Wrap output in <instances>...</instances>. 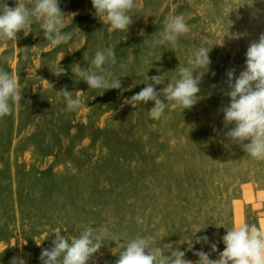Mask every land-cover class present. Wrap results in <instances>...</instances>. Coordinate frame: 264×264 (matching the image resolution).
Listing matches in <instances>:
<instances>
[{"label": "rangeland", "instance_id": "1", "mask_svg": "<svg viewBox=\"0 0 264 264\" xmlns=\"http://www.w3.org/2000/svg\"><path fill=\"white\" fill-rule=\"evenodd\" d=\"M136 2L126 33L110 31L91 0H59L66 16L74 14L64 29L76 32L69 44L52 47L34 22L30 33L0 45V67L18 78L23 94L0 119V264L13 257L41 264L54 231L71 239L96 228L104 243L88 264H115L122 249L112 240L138 235L178 244L201 230L195 235H206L209 244L178 245L196 261L200 250L218 258L222 236L241 222L264 231V160L228 140L231 125L225 127L222 111L230 103L227 71L238 77L248 46L264 34V0ZM177 14L189 32L175 51L153 48L164 21ZM201 45L211 49V63L191 109L169 103L157 120L149 115L154 102L134 108L125 102L151 83L147 76H166L157 90L174 82L176 69L188 66ZM106 47L115 49L110 70L121 89L101 95L74 78L71 66L88 69ZM59 62L66 74L57 77L52 71ZM63 88L83 106L66 111Z\"/></svg>", "mask_w": 264, "mask_h": 264}, {"label": "clouds", "instance_id": "2", "mask_svg": "<svg viewBox=\"0 0 264 264\" xmlns=\"http://www.w3.org/2000/svg\"><path fill=\"white\" fill-rule=\"evenodd\" d=\"M95 15L107 23L110 31L126 33L133 23L129 13L137 7L136 0H91ZM74 15V14H72ZM66 16L59 6V0H14L10 7L7 0H0V45L17 40L21 31L30 33L34 22L39 24L43 37L52 47L67 45L76 35L75 31H64L67 27ZM183 14H177L164 21L159 37L153 39V48L168 45L175 51L178 38L189 32ZM155 35V34H154ZM209 49L197 46L187 61L188 66L176 69L177 78L161 88L164 74L147 76L146 86L125 102L134 108L137 104L154 102L149 110L152 119H160L169 103H175L183 111L191 109L201 98L199 87L202 75L208 71L211 63ZM152 54L151 52L149 53ZM245 68L234 79V71H227V84L230 91V103L223 108L225 127L231 125L225 133L228 140L238 145L245 154L256 160H264V34L252 41L246 51ZM64 57V56H63ZM62 57V59H63ZM61 59V60H62ZM60 60V61H61ZM117 58L113 47L97 50L91 60V67L85 69L76 63L71 66L74 78L86 82L88 88L102 90L121 89V81L110 70L116 65ZM57 77L66 74L60 62L52 71ZM196 73V75H194ZM66 103V111H76L83 106L80 98H74L73 92L63 88L58 91ZM23 99L22 85L18 78L0 67V119L11 115L13 107ZM197 230L177 243H161L154 236H136L127 241L112 240L122 250L115 264H264V231L256 224L241 222L222 236L223 251L218 258L211 259V253L203 250L194 252L196 261L186 259L185 251L179 244H186L188 250L195 244H209V238L196 236ZM55 239L51 248H44L39 257L41 264H88L104 243L102 234L94 227L85 228L77 237L69 238L60 231H54ZM195 237V241H193ZM212 252L217 251V244L211 243ZM10 264H25L24 259L13 257Z\"/></svg>", "mask_w": 264, "mask_h": 264}]
</instances>
